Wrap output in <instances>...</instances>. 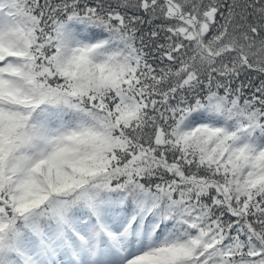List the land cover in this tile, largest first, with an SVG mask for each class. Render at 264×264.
<instances>
[{
    "label": "snow or ice",
    "instance_id": "snow-or-ice-1",
    "mask_svg": "<svg viewBox=\"0 0 264 264\" xmlns=\"http://www.w3.org/2000/svg\"><path fill=\"white\" fill-rule=\"evenodd\" d=\"M0 264H264V0H0Z\"/></svg>",
    "mask_w": 264,
    "mask_h": 264
},
{
    "label": "trees",
    "instance_id": "trees-1",
    "mask_svg": "<svg viewBox=\"0 0 264 264\" xmlns=\"http://www.w3.org/2000/svg\"><path fill=\"white\" fill-rule=\"evenodd\" d=\"M157 23H159V21H157ZM144 27H147V25H145ZM253 75H254V73H253Z\"/></svg>",
    "mask_w": 264,
    "mask_h": 264
}]
</instances>
